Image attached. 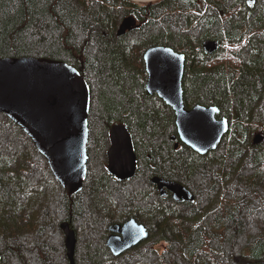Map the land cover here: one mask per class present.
Masks as SVG:
<instances>
[{
  "label": "trees",
  "instance_id": "16d2710c",
  "mask_svg": "<svg viewBox=\"0 0 264 264\" xmlns=\"http://www.w3.org/2000/svg\"><path fill=\"white\" fill-rule=\"evenodd\" d=\"M214 1L218 7L196 16L204 6H195L194 0L141 5L129 0H0V57L63 61L90 86V170L78 195L86 211L102 213L105 221L138 214L150 232L127 258L112 257L102 237L96 242L88 239L78 253V264H232L231 250L238 254L239 264H264V140L254 145L251 135L259 132L264 137V0L240 11L232 8L237 0ZM130 12L143 16L144 28L116 37L120 18ZM221 12L228 18L220 17ZM205 39L222 46L205 54L201 48ZM163 44L186 56L183 89L188 104L216 103L237 116L230 118L233 124L218 147L203 156L186 149L172 151L168 132L173 115L157 97L143 94V52ZM118 122L135 134L136 150L146 142L151 150L150 160L138 172L146 177L145 191L133 190L139 203H121L125 208L109 178L97 168L102 169L107 130ZM175 170L193 187L198 209L155 195L147 176L170 178ZM71 202L73 197L55 180L29 137L0 114L2 258L9 254L18 264L20 250L41 258L51 254L46 242L53 246L61 242L57 229L70 220ZM88 215L83 222L91 230L98 221ZM232 223L242 231V223L252 227L245 228L251 235L243 245L236 242L238 235H229ZM84 227L80 224L78 231ZM53 231L55 238L49 235ZM160 243L166 247L156 249Z\"/></svg>",
  "mask_w": 264,
  "mask_h": 264
},
{
  "label": "water",
  "instance_id": "95a60500",
  "mask_svg": "<svg viewBox=\"0 0 264 264\" xmlns=\"http://www.w3.org/2000/svg\"><path fill=\"white\" fill-rule=\"evenodd\" d=\"M255 0H247L253 5ZM133 17L125 18L118 35L131 27ZM220 44L205 40V54H212ZM147 73L145 92L156 95L174 115L176 134L183 145L203 156L215 150L227 134L226 119L217 120V107L196 105L185 108V55L166 46H154L143 54ZM90 87L84 76L73 66L45 57H0V114L6 116L31 140L37 152L45 159L53 177L69 196L83 188L87 172L88 115ZM110 147L107 152V170L119 181L130 180L137 170L136 155L131 135L125 125L109 128ZM175 136H172L174 139ZM263 135L256 134L253 144H260ZM161 196L171 192L176 202H194V194L181 183L153 176ZM67 264H76V233L68 222L61 224ZM107 247L114 257L147 240L145 227L130 220L112 225Z\"/></svg>",
  "mask_w": 264,
  "mask_h": 264
},
{
  "label": "rangeland",
  "instance_id": "374dc122",
  "mask_svg": "<svg viewBox=\"0 0 264 264\" xmlns=\"http://www.w3.org/2000/svg\"><path fill=\"white\" fill-rule=\"evenodd\" d=\"M129 1H135L137 3V2H143L144 0H129ZM167 35H169L168 32H167ZM118 36H121V35H118V32H116V37H118ZM90 94H91V89H90ZM143 94L145 95L144 90H143ZM140 100L141 101H146L145 98L143 96H141V95H140ZM89 119H91L90 114H89ZM121 119H125V118L123 117ZM233 119H235V118H233ZM118 123H116V124H118ZM173 127H174V125L172 127L170 126V131L168 132V135L172 136L174 134V128ZM132 137H133V140H135V134H133ZM146 144H148V143L146 142ZM146 144L139 147L140 151H138V149H137L138 152H141L142 158L140 159V163L144 167L147 165L145 163V161H147L146 159H147V157H149V153L151 152V150L147 147ZM105 150H106V148H105ZM143 156H145V157H143ZM88 163H90V160H89ZM104 163H106L105 162V158H103V160L101 162L102 169L100 167H97V168L101 171L102 174H107L106 170L105 169L103 170V166L102 165ZM155 165H157V167L161 168L159 163L155 162ZM151 168H153V166H151ZM176 170H175V172H176ZM107 176H105V177H107V178L110 177L109 175H107ZM142 178H143V172L141 174H137L136 177H134L130 181L116 182L114 179H109V182L111 183L112 189L114 190V195L117 197L120 205H121V203H126V205H132L133 204V199H134L132 197V195H133L132 191L133 190L139 189V190L145 191V187L146 186H144ZM173 178L178 179L183 184H185V182L187 181V179L184 176H181V174H178L177 172H176L175 176H173ZM84 184H85V181L83 182V186H84ZM185 185H187V184H185ZM192 188L193 187L191 186L190 189H192ZM78 195L75 198H73V202H71V205L69 206V209H68V212H70L69 213L70 220H68V221H70V224L76 230V246H75L76 250H75V255H74V259L76 260V264H78L77 263L78 262V258H79L78 257L79 254L78 253L79 252L82 253V251H83V250H81L82 244L85 243L86 241H88V239H90V240H92L94 242L98 241L97 240V236L100 237V239H101V236H102L103 239H101V240L104 241L105 237L109 233L108 232V227L111 225V223H113L111 220L105 221L106 219H103L101 217L102 213L96 214V211H91V210H89L87 212L86 209H85V205L82 204L84 199H82ZM193 205L196 207V209H198V207H197V205L195 203ZM80 206H82L83 208H81ZM121 206L125 208L124 204H122ZM50 214H49V216H52L53 212L51 211ZM55 214H57V213H55ZM86 215H88V216H92L93 215V217H96V218H94V221L95 220L98 221L97 225L94 223L95 227L92 228L91 230H90V227H88L89 224L86 223L87 221L85 220V223L83 222V220L86 217ZM66 217H67V212H66ZM106 217H107V215H106ZM80 224L84 225V226H87V227L86 228L84 227L83 231L82 230L78 231ZM242 225H243V231L240 230L241 226L239 227V225H237L236 223H232V224L228 225L229 230H230L229 235H232V237L235 236V235L236 236L238 235L235 240H236V242L238 244H241V245H243L244 242L246 241V236L247 235H251L249 231L245 230V228L247 227V228H249V230H251L250 228H252L251 226L247 225L246 223H242ZM55 233L56 232L53 231V232H50L49 235L50 236H54ZM56 235L58 237H61V239L63 240L64 231L61 229V226L57 229V234ZM55 237L56 236H54L53 238H55ZM229 238L230 237H228V239ZM228 239H227V242H228ZM62 240H61V242H57V245H55V246H53L52 243L50 244L49 242H46V244H47L46 248H48L47 250L48 251L51 250L52 253L51 254L50 253L49 254L48 253H46V254L44 253V254H45L46 259L50 260L52 263H55V261H61V257H59L57 254L61 252L62 255H63V253H64L63 252V246H62ZM58 246L60 248H58ZM227 246H229V245H227ZM51 247H53V248L51 249ZM160 247H162V246H160ZM54 248H58V250L55 251V250H53ZM26 252H27L26 255L24 254L23 251H21V253L19 254L18 264H48L46 261H42L40 258H38V256H36L33 252H31L32 254L29 251H27V250H26ZM231 253H232L231 254L232 264H239L238 254L235 253V251H233V250H231ZM80 255L82 256V254H80ZM127 257L128 256H126L125 258H127ZM1 259H2V263L3 264H10L11 260H13V259H14V261H16L15 258L13 256L9 255V254L7 256H3V258H2V255H1ZM16 264H17V261H16Z\"/></svg>",
  "mask_w": 264,
  "mask_h": 264
},
{
  "label": "flooded vegetation",
  "instance_id": "af4514ba",
  "mask_svg": "<svg viewBox=\"0 0 264 264\" xmlns=\"http://www.w3.org/2000/svg\"><path fill=\"white\" fill-rule=\"evenodd\" d=\"M149 1H155V0H144L143 2H135V1H131L132 3H135V4H137V5H141V3H144V2H149ZM205 1V3H203ZM256 1H257V3H258V0H255L254 1V4L253 5H249L248 3H247V0H237V1H233L232 2V8H233V10H234V8L235 7H239L238 8V10L240 11V10H243L242 8H243V6H246V5H248V6H254L255 4H256ZM194 5L195 6H204V9H203V11L201 12V13H199L197 10L195 11V15L197 16L198 14L199 15H203L206 11H207V9L208 8H211V7H218V5H216L214 2V0H194ZM224 4V3H223ZM224 5H226V4H224ZM233 12H235V11H233ZM131 13V14H130ZM130 13H127V14H124L121 18H120V22H119V25L121 24V22L125 19V18H127L126 17V15H129V17L130 16H132L133 17V19H132V21H131V27H130V29L124 34V35H121V36H125L126 34H130L132 31H134V32H138V31H140V30H142L143 28H144V26H145V23L142 21V18H143V16H140V15H137V14H133L132 12H130ZM220 17H222L223 19H227L228 18V16L226 15V14H224L223 12H221L220 14ZM119 27V26H118ZM256 34H260L259 33V31H256ZM261 34H264V29L261 31ZM118 37H120V36H118ZM205 40H207V39H205ZM205 40H203L202 42H201V48H202V44H203V42L205 41ZM212 40V39H211ZM218 43H219V41H217ZM220 44V43H219ZM158 46H166V47H169V48H171L173 51H175L176 53H181V54H183V55H185L183 52H178V51H176L175 49H173L172 47H170V46H167V45H158ZM222 46V44L220 45V47ZM151 47H154V46H151ZM236 47H239V46H236ZM150 47H148V48H146L145 50H144V52L147 50V49H149ZM202 51H203V48H202ZM144 52H143V54H144ZM204 52V51H203ZM185 58H186V56H185ZM142 61H143V56H142ZM143 71H144V73H145V79L143 80V84H144V92H145V85H146V82H147V73H146V71H145V68H144V63H143ZM184 76H185V72H184ZM145 95H147L146 94V92H145ZM147 96H149V95H147ZM152 96V95H151ZM153 96H155V97H157L156 95H153ZM158 98V97H157ZM159 99V98H158ZM160 100V99H159ZM190 102H192V104L190 105V104H188V102L185 100V94H184V103H185V108L186 109H191V108H193L194 106H196V105H201V106H204V107H217L218 108V110H219V114L218 115H216V119L217 120H221V119H226L227 121H228V124H229V128H228V132L230 131V127H231V125L233 124L232 123V120H235L236 118H237V116L234 114V113H232L231 112V115H230V107H228V109L226 110V111H224L223 109H222V107L220 106V105H218V104H216V103H203V102H200V103H198L197 101H190ZM91 104V103H90ZM164 104V103H163ZM234 107H235V105H234ZM236 108V107H235ZM169 110H171L170 108H168ZM237 111V110H236ZM170 113L173 115V112H172V110L170 111ZM228 114V115H227ZM173 118H174V115H173ZM230 118L232 119V120H230ZM233 118H235V119H233ZM116 124V123H115ZM118 124H122V125H125V124H123V123H118ZM112 125H114V124H112ZM111 125V126H112ZM173 125H174V119H173ZM110 126V127H111ZM126 126V125H125ZM109 127V128H110ZM127 127V126H126ZM109 128H108V130H107V141H108V145H107V147H106V150H105V154H104V158H105V162L106 163H104L102 166H103V170L105 169L106 170V173L107 174H105L106 176L107 175H109L110 177H109V179H114L116 182H125V181H119V180H117V178L116 177H114V176H112L111 174H109V172H108V170H107V152H108V149H109V147H110V140H109ZM174 128V134L172 135V136H175V138L174 139H172V136L171 135H168L169 136V143L172 145V151L173 152H179V151H183V150H187V152L188 151H191L188 147H186L185 145H183L182 143H181V141L179 140V137L177 136V134H176V129H175V126L173 127ZM128 129V128H127ZM128 131H129V133H130V135H131V138H132V142H133V148H134V152H135V155H136V163H137V170H136V173H135V175H134V177H136V175L138 174V172H139V168H141V163H140V159L142 158V155H140L139 153H138V151L136 150V147H135V140H133V137H132V133L130 132V130L128 129ZM88 132H89V130H88ZM228 132H227V134H228ZM226 134V135H227ZM256 134H260L259 132H255V133H252L251 135H253V137H254V135H256ZM88 141H89V138H88ZM88 144V143H87ZM191 152H193V151H191ZM87 153H89L88 152V150H87ZM196 154V153H195ZM196 155H198V154H196ZM200 156V155H199ZM143 157H145V156H143ZM89 154H88V162H89ZM147 159H150V157H147ZM89 170H90V164L89 163H87V172H86V175H85V177H84V180H83V182L84 181H86V179H87V176H88V173H89ZM162 174V173H161ZM153 176H159V175H153ZM153 176H151V177H149V176H147V179H149V184H151V186H152V188H153V191L155 192V195H157L160 199H169L170 201H172V202H174V203H180V204H194V203H196V201H197V199H196V194H195V192L192 190V189H190L191 187L189 186V185H185V184H183V183H181L178 179H175V178H173V177H170V178H168V177H163L164 179H167V180H170V181H175V182H178V183H181L184 187H186V188H188L189 190H191L192 192H193V194H194V202L192 203H190V202H188V201H182V202H176L173 198H172V194H171V192H167V194L166 195H164V196H161L160 195V193H159V191H158V188H157V185L156 184H153V183H151V179H152V177ZM108 177V176H107ZM134 177H132L131 179H133ZM159 177H162V176H159ZM144 178H146V177H143L142 179H144ZM130 179V180H131ZM130 180H126V181H130ZM144 184V183H143ZM144 186H146L145 184H144ZM80 194H82L83 193V188H82V190L79 192ZM79 193H77L76 195H73V196H70V197H73V198H75ZM69 196V195H68ZM136 200V198H134L133 199V202H135V203H139V202H137V201H135ZM122 205V204H121ZM130 220H134L135 221V223H137V224H141V225H143L144 227H145V229H146V231H147V233H148V235L150 236V232L148 231V228H147V222L145 221V219L144 218H142L140 215H138V214H130V215H128L127 217H125V218H123L122 220H113L112 222L113 223H111V225L108 227V235L105 237V239H104V241H103V243H104V248L105 249H107L108 250V252L112 255V253H111V251H110V249L107 247V245H106V243H107V240H108V238H109V236H111L112 234H115L116 236H118V235H120V233H112L111 231H110V227L112 226V225H119V226H122L123 224H125L126 222H128V221H130ZM64 222H68L69 223V225H70V228H72V229H74L73 227H72V225L70 224V221H64ZM63 222H61L60 224H59V227L61 226V224H62ZM58 227V228H59ZM75 230V229H74ZM75 233H76V230H75ZM102 237V236H101ZM103 239V238H102ZM148 239H149V237H148ZM147 239V240H148ZM62 240V239H61ZM146 241V240H145ZM145 241H143L142 243H144ZM142 243H140L139 245H137V246H135V247H133V248H131V249H129L128 251H126V252H124V253H122L120 256H118V257H114L113 255H112V257H114V258H120V257H126L127 256V254L129 253V251H131L132 249H136L137 247H139ZM161 244V245H160ZM160 244H158V246L156 245V249L157 248H164V247H166V245L164 244V243H160ZM62 246H63V255L61 256V261H56L55 263H51V264H67L68 263V259H67V256H66V250H65V246H64V235H63V240H62ZM160 246H162V247H160ZM76 250V249H75ZM21 253V250L19 251V254ZM0 254H1V252H0ZM38 258H40L42 261H49L48 259H45V256L43 257V258H41L40 256H38ZM78 262H79V260H78ZM77 262V263H78ZM75 263H76V260H75ZM0 264H3L2 263V259H1V255H0Z\"/></svg>",
  "mask_w": 264,
  "mask_h": 264
},
{
  "label": "clouds",
  "instance_id": "9594fccd",
  "mask_svg": "<svg viewBox=\"0 0 264 264\" xmlns=\"http://www.w3.org/2000/svg\"><path fill=\"white\" fill-rule=\"evenodd\" d=\"M90 87V86H89Z\"/></svg>",
  "mask_w": 264,
  "mask_h": 264
}]
</instances>
